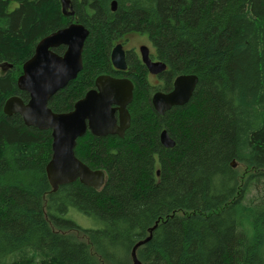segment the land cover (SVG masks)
<instances>
[{"label": "trees", "instance_id": "trees-1", "mask_svg": "<svg viewBox=\"0 0 264 264\" xmlns=\"http://www.w3.org/2000/svg\"><path fill=\"white\" fill-rule=\"evenodd\" d=\"M70 1L67 17L61 0H0V264H133L151 231L136 249L142 264H264V0ZM72 23L90 31L83 70L49 107L72 111L101 75L129 78L134 98L124 137L78 139L76 156L105 173L104 186L54 192L51 130L3 108L28 102L17 85L24 63ZM133 34L167 65L159 83L134 50L126 72L114 68L113 48ZM181 75L199 78L191 100L159 115L153 95Z\"/></svg>", "mask_w": 264, "mask_h": 264}, {"label": "water", "instance_id": "water-1", "mask_svg": "<svg viewBox=\"0 0 264 264\" xmlns=\"http://www.w3.org/2000/svg\"><path fill=\"white\" fill-rule=\"evenodd\" d=\"M65 16H74L70 0H61ZM112 8L116 10V2ZM90 31L82 24L69 26L43 38L36 46L34 55L23 65V72L17 85L21 91L29 94L28 102L18 96L9 98L4 104V113L8 116L18 114L26 126L52 132V158L47 165V174L53 191L60 186L80 181L95 189L104 186L106 175L102 170H92L76 156L78 139L89 131L97 137L117 135L124 137L131 126L128 110L134 98V85L129 78H115L101 75L95 81V88L78 100L72 111L54 112L49 101L59 91L74 81L83 70V53ZM64 46L63 55L54 49ZM140 55L149 73L161 75L167 65L154 61L151 49L141 46ZM126 50L122 43L117 44L111 53V61L117 71L128 70ZM199 78L196 75H181L176 78L173 90L156 92L152 104L159 115H164L173 107L186 105L192 98ZM160 141L166 148H173L175 141L166 130L162 131ZM142 241L133 251V264H142L136 249L150 240Z\"/></svg>", "mask_w": 264, "mask_h": 264}, {"label": "rangeland", "instance_id": "rangeland-1", "mask_svg": "<svg viewBox=\"0 0 264 264\" xmlns=\"http://www.w3.org/2000/svg\"><path fill=\"white\" fill-rule=\"evenodd\" d=\"M120 43H122V42H120ZM144 45L148 46L151 49V52L153 51L151 48V45H150V43L146 37L138 35V34H133L127 40L125 47L128 50H134V51H137L138 53H140L139 49L141 46H144ZM151 79H152L153 83H155V84L159 83L156 76L151 75ZM70 217H72V219H74L80 226H82L84 228H91V229L92 228L93 229L98 228V225L94 220H92V219H90V218H88V217H86V216H84L78 212H72V216H70Z\"/></svg>", "mask_w": 264, "mask_h": 264}, {"label": "flooded vegetation", "instance_id": "flooded-vegetation-1", "mask_svg": "<svg viewBox=\"0 0 264 264\" xmlns=\"http://www.w3.org/2000/svg\"><path fill=\"white\" fill-rule=\"evenodd\" d=\"M123 45H124V49L126 50V57H127V55H128V52L130 51V50H128V49H126V47H125V44L123 43ZM136 53H138L137 51H136ZM157 77V76H156ZM94 89V88H93Z\"/></svg>", "mask_w": 264, "mask_h": 264}]
</instances>
